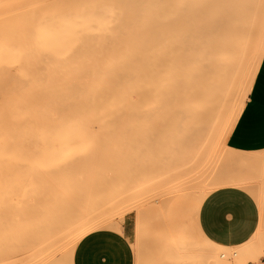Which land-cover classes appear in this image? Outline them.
I'll return each mask as SVG.
<instances>
[{
	"label": "bare ground",
	"instance_id": "obj_1",
	"mask_svg": "<svg viewBox=\"0 0 264 264\" xmlns=\"http://www.w3.org/2000/svg\"><path fill=\"white\" fill-rule=\"evenodd\" d=\"M36 2L37 0H0V74H2L0 80L5 83L2 81L4 85L0 83V183L4 186H7V182L11 179L15 180L14 183L17 182L15 186H21L22 183L18 184L17 176H15L14 166L18 167L17 173L22 174L23 181L26 165L22 164L23 167H21L23 162L17 161L13 163L17 162L19 166L12 165L9 158L14 157L13 152L17 148H19L18 151L22 149L20 145H30L40 135V137L45 135L44 138L47 135V140L50 136L51 143L60 145L68 141L65 143L70 148L66 149L69 151L64 148L65 152L79 150L81 152L82 148H86L88 140L85 139L91 135L114 132L120 128L130 129L118 123L130 122L137 117L161 114V111L166 110L169 105L176 107L172 118L183 119L184 116L196 111L200 113L199 111L206 108L208 104L215 106L223 101L229 102L234 95L232 92V87L235 85L234 73L243 68L247 58L249 60L253 57L260 61L264 57V0H222L225 5L223 15L210 18L206 13L196 11L195 15L187 13L190 16L179 23H166V21L165 23L158 21V23H74L73 20L71 23L68 18L59 15L57 17L43 10L45 6L41 9ZM50 11L56 12L55 9ZM62 15L64 16V13ZM69 16H71L70 13ZM160 20L163 19L160 18ZM40 24L45 25L46 30L39 31ZM34 32L37 33L38 38H33ZM248 64H250L249 61L247 67ZM209 69L215 73L206 78L205 73ZM139 103L148 108L139 112L137 109ZM152 105H159L160 108L153 109ZM183 105L188 106V110H184ZM50 120L52 121L50 125L54 123L51 131L44 128ZM41 124L42 127H40ZM58 128H60L57 130L59 133L55 131ZM48 131L50 135L46 134ZM61 133L63 135H59ZM15 136L21 137L18 139ZM11 139H16V142ZM38 140L41 141L42 138L36 141ZM47 140L42 141L47 144ZM36 147L34 148L37 149ZM9 150L13 151L11 153L13 155L10 154L11 157ZM38 150H34L35 153H38ZM21 153L23 154L22 150ZM5 154L9 156L8 161ZM40 156L39 154V157L32 156V158L38 160V158L41 159ZM17 157L20 155L18 154ZM3 163L6 164L3 166ZM12 166L13 169H11ZM22 169L23 171L20 172ZM7 170L12 177L14 176L13 178ZM59 178H54L53 184H50L52 197L62 194ZM68 178L71 179L72 175ZM37 181L39 182L40 179L35 178L30 185L38 186ZM48 184L49 182L47 187H49ZM35 190L38 192L39 189ZM119 198L122 201H129L128 210L141 211L139 203L134 201L138 195L131 189L121 192L116 199ZM63 202H60L61 205ZM47 203L34 205L35 211L28 217L23 228V235L26 237L24 239H27V242H24L25 246L23 244L25 250L23 246L21 247L24 252L27 251V255L29 250H26V244L31 248L39 247V244L37 245V240L41 239L39 232L58 229L57 233L53 232V235L60 234L55 238V244H58L57 250L53 252L52 248L56 247L54 245L55 247H50L52 253L45 254L48 248L45 250V247H42V250L35 247L40 250L39 253L41 250L45 253L42 257L41 253L36 252L40 255L39 260L34 262L35 256L34 260L29 262L59 264L60 260L58 261L57 258L60 256V259L62 254L59 253L61 255L57 257L56 253L60 252L61 248L65 249L63 243L73 244V248H69L72 257L77 243L91 232L104 228L123 231V216L119 218V221L112 222V219L102 218L100 214L96 215L99 217L97 220L92 216L91 219L87 217L84 220L81 216L82 219L69 221V216H66L68 220L62 226L63 224L59 222L61 215H57L59 214L57 211L52 212L57 207L60 208V205L56 203L51 208ZM70 207L67 210L68 214H72L73 208ZM55 217L57 220H54ZM62 218L64 221L65 218ZM143 225V234L151 233L150 225ZM145 234L143 237L146 238ZM151 235L158 237L159 233L156 230ZM49 237L52 236L47 234L42 236L43 242H50L53 238L49 239ZM187 239L183 241H186L188 254L192 256L190 259L196 263L200 261L203 253L213 246L209 240L197 246L194 239L191 237ZM40 244L43 246L41 242ZM158 244L162 247L161 243ZM251 249L248 243L246 251L249 252ZM247 255L250 254L247 253ZM69 257L67 258L70 259ZM215 261L216 259L212 263Z\"/></svg>",
	"mask_w": 264,
	"mask_h": 264
},
{
	"label": "rangeland",
	"instance_id": "obj_2",
	"mask_svg": "<svg viewBox=\"0 0 264 264\" xmlns=\"http://www.w3.org/2000/svg\"><path fill=\"white\" fill-rule=\"evenodd\" d=\"M180 1L37 0L36 3L38 7L41 6V9L45 6L43 10H47L50 14L68 18L70 21H75L74 23H165V21L166 23H179V21H184L186 17L195 15L196 11L198 13L204 12L210 18L221 16L224 12L225 5L222 0ZM46 7L51 10L55 9L56 12L53 11L52 13ZM63 13L64 16L62 15ZM69 13L74 17L69 16ZM187 13H190V15ZM135 16L141 18H136ZM160 18L163 19V22ZM171 19L173 21H170ZM261 60L259 61L253 57L249 58V60L247 58L243 68L239 72L234 73L235 85L232 87L234 95L229 102L225 103L223 101L215 106L208 104L206 108L199 111L200 113L196 111L191 115L184 116L183 119L172 118L176 107L169 105L166 110L161 111V114H154L152 117H137L130 122L118 123L125 125L124 127L128 126L130 129L120 128L114 132H101L91 135L85 140H94L95 148L93 150H87L84 147L82 149H85V151L81 149V152L80 150L78 152L71 151V153L65 152L70 147L66 145L65 142L68 141H64L66 139L64 136L62 140L65 144L61 142L64 144H61L63 145L62 147L58 143H51L50 136H48L49 140H47V135L46 138H44L45 135L37 137V139L42 138L43 141L47 140V144L42 140L36 141L37 139L35 140L36 142L34 141L30 145L24 144L23 146L18 144L22 147L20 149L23 154L17 148L15 152H13L14 149L13 151L11 150L14 153V157H11L13 154L9 150L10 153H8L9 155L11 154L9 160L12 165L19 166L20 164L17 162H23L20 166L23 167L22 164H24L26 169H24V166L25 177L22 181V174L17 173L18 167L14 166L15 176H17L18 184L22 183L21 186H15L17 182L14 183V179L9 180L7 186L0 183V264H16V262L17 264H35L34 262L39 260L38 251L40 250L35 249L36 246L31 248L26 244V250H29L27 255V251L24 252L21 246H23L24 242H27V239H24L26 237L23 235V228L29 219L28 217L35 211L34 205L45 202H48L47 205L51 206V208L56 203L62 209L67 206L65 210H60L57 207L59 205H57L56 210L52 211L53 213L57 211L59 213L57 215H61L58 218L59 222L63 224L62 226L68 220L66 216H69V221H77L82 218L85 220L87 217L91 219V216L97 220L99 217L96 215L100 214V217L110 218L112 222L119 221L122 216L124 219L128 217L130 224L129 235L136 255V264H264V151L242 153L230 149L227 145L228 135L244 108ZM248 61L250 64L247 67ZM212 73H215V71L207 70L205 77L208 78ZM3 83L1 84L4 85L5 83ZM200 97L202 96L200 95ZM146 108L148 107H144L140 103L137 106L139 112ZM151 108L157 109L160 106L152 105ZM182 108L188 110L186 105H183ZM50 122L52 121L47 122L44 128L51 131L54 123L50 125ZM42 124L40 127H42ZM48 124L50 127H48ZM114 125H117V123H114ZM59 129L54 130L57 131ZM57 132L59 133V131ZM46 134L50 135L49 131ZM19 137L21 136L17 138L19 139ZM13 140L16 142V139H11V141ZM31 145L35 146L31 147ZM34 147L39 149L38 153H35L36 151L34 150L37 149ZM64 148L65 150L63 151ZM10 149L12 148L10 147ZM69 153L72 154L71 157ZM18 154L20 157H17ZM39 154L41 159L38 158V160L41 162L33 159L39 157ZM8 157H6L7 161ZM14 161L17 162L13 163ZM6 163L2 165L4 166ZM8 164L10 165V162ZM11 169H13V166ZM8 173L12 177L11 173ZM69 175L70 177L72 175L71 179L68 178ZM49 176L51 178L61 177L58 181L62 187L60 188L62 194L53 196L55 198L52 197L53 193L50 186V184H53L54 178L51 179ZM41 177H43L42 180ZM35 178L36 180L40 179L39 182L37 181L40 185H30L32 181H35ZM45 180H47L46 183ZM48 182L49 187H47ZM63 186L67 188L65 189ZM224 187H236L249 191L258 202L261 211L260 224L254 236L248 242L236 248L215 244L204 236L199 225V212L204 200L215 190ZM34 188H38V192ZM130 189L138 195V198H135L134 201L139 203L140 212L135 209L128 210L129 201H122L121 198L116 199L121 192ZM55 200L57 201L56 203L54 202ZM62 201L64 202L61 205L60 202ZM68 206H72L70 207L71 209L73 208L72 214H68ZM62 217H66L64 221H62ZM55 218L54 220H57ZM143 224L150 225L151 233L157 230L159 236L152 237L149 232L148 235L144 233L146 238L145 236L143 237ZM57 230L39 232L38 235L41 239L38 241L36 238L37 245L39 244V247L37 246L36 248L42 249V247H45V250H47L46 248L49 249L46 253L45 251L42 252V249L40 252L41 256L44 253H52V249L53 252L57 250L58 244H55V238L60 234L53 235V232ZM46 234L53 238L49 237L51 239L50 242L48 241L49 243H44V240H42L44 239L42 236L44 237ZM189 237L194 239L197 246L206 240H209L213 245L209 251H205L203 255L201 253L202 256L198 263L191 260L192 256L188 254L186 241ZM185 239L186 241L184 242L183 240ZM36 240L34 239V241ZM40 242L43 246H40ZM158 243H161L162 247L161 245L158 246ZM248 243L252 247L250 251H255L256 254L252 255L251 253L253 252L246 251ZM63 245L65 249L61 248L60 252L55 251L58 252L56 253L57 257L62 254L61 258L59 259V256L57 260H60L59 264H68L70 259L67 257H71L69 248L72 249L73 244L63 243ZM53 246L56 249L52 248ZM50 247L52 248L51 250ZM32 250L35 253H32ZM247 253L250 255H247ZM251 255L252 257H250ZM213 256L219 259L212 258ZM34 257L36 261L33 259ZM16 258L19 259L17 260ZM21 258L24 259L21 260ZM215 259L217 262L212 263ZM15 260L17 261L15 262ZM30 260H34V262H29Z\"/></svg>",
	"mask_w": 264,
	"mask_h": 264
},
{
	"label": "crops",
	"instance_id": "obj_3",
	"mask_svg": "<svg viewBox=\"0 0 264 264\" xmlns=\"http://www.w3.org/2000/svg\"><path fill=\"white\" fill-rule=\"evenodd\" d=\"M227 145L242 153L264 151V57L244 108L228 135ZM220 193L227 195L220 196ZM225 201L233 209L226 221L220 216ZM260 219L261 211L256 199L249 191L236 187L220 188L209 194L199 212V225L204 236L217 245L229 248L248 242L256 233ZM129 225V218L126 217L122 232L104 228L86 235L77 243L69 262L136 264Z\"/></svg>",
	"mask_w": 264,
	"mask_h": 264
},
{
	"label": "snow or ice",
	"instance_id": "obj_4",
	"mask_svg": "<svg viewBox=\"0 0 264 264\" xmlns=\"http://www.w3.org/2000/svg\"><path fill=\"white\" fill-rule=\"evenodd\" d=\"M38 30H39V31H44V30H46V26L43 25V24H40V25L38 26ZM32 35H33V38H34V39H35V38H38L36 32H34ZM86 148H87V150H93V149L95 148V142H94V140L89 139V140L86 142ZM218 195H220V196H226L227 194H226V193H220V194H218ZM232 212H233L232 207H230L229 204H228V202L225 201V202L222 204L221 209H220V216H221V218H222L223 220L226 221L227 218H228V215H229L230 213H232Z\"/></svg>",
	"mask_w": 264,
	"mask_h": 264
}]
</instances>
